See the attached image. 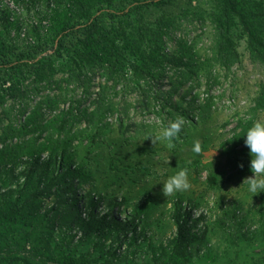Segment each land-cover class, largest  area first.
<instances>
[{"label":"rangeland","instance_id":"1","mask_svg":"<svg viewBox=\"0 0 264 264\" xmlns=\"http://www.w3.org/2000/svg\"><path fill=\"white\" fill-rule=\"evenodd\" d=\"M116 1L124 7L129 0ZM256 1L264 21V0ZM53 4L38 1L40 9ZM0 6L15 21L0 26L5 44L35 39L37 25L42 39L51 34L43 16L26 13L11 0H0ZM164 12L168 21L161 38L151 31V22L137 29L133 23L116 21L118 30L111 37L121 49L108 59L114 67L85 62L76 69L64 51L54 63L0 87V149L36 137L37 143L42 142L49 137L44 131L49 119L70 109L59 139L69 151L65 159L80 168L81 177L74 179L76 194L82 200L97 196L103 201L102 211L115 202L113 215L121 221L136 213L139 238L130 243L123 232H114L95 242L80 240L77 229L67 228L68 218L59 216L25 240H21L24 229L6 231L4 237L14 244L17 255L11 260L2 254L0 264L13 260L22 264L23 252L32 247L48 250L49 260L37 264H61L66 253L83 256L89 264H153L155 256L171 255L167 242L175 228L170 213L177 200L184 209L191 207L194 217L204 214L197 223L204 240L193 247L188 264H264V193L253 196L242 185L252 176L243 135L253 122H264V58L249 53L235 20L230 31L234 52H218L219 0H174ZM121 29L125 36L117 38ZM158 41L161 60L143 74L141 51ZM50 47L41 55L51 54ZM76 74L80 77L75 80ZM29 117L40 129L21 138L9 137ZM177 119L182 121L181 132L173 148L166 141L146 139L158 136ZM194 145L198 151H193ZM180 169L186 170L190 187L163 196L161 186ZM115 250L121 256L110 262L106 252Z\"/></svg>","mask_w":264,"mask_h":264},{"label":"trees","instance_id":"2","mask_svg":"<svg viewBox=\"0 0 264 264\" xmlns=\"http://www.w3.org/2000/svg\"><path fill=\"white\" fill-rule=\"evenodd\" d=\"M11 1L26 13L33 12L48 19L51 34L42 39L40 25H37L33 27L35 39L19 45L13 42L5 44L0 34V87L38 71L43 65L54 63L64 51V57L70 58L76 69H80L85 62L110 63L108 59L118 52L117 49H121L117 39L111 37L118 30L115 25L119 20L130 25L133 23L137 29L144 23L151 22L150 24H154L151 31L159 32L158 38H161L168 21L165 7L174 0H129L124 3V7H119L116 0H53L54 4L50 9H40V0ZM45 1L47 4L51 2ZM259 6L256 0H219L220 14L215 18L219 53L227 55L234 52L230 31L235 20L245 35L249 53L259 59L264 58V21L259 13ZM59 16L62 19L59 20ZM10 17L11 12L0 6V26L14 24L15 21ZM119 32L117 38L125 36L123 29ZM138 35L142 42L144 35L141 31ZM132 43H135L136 48H141V43L135 40ZM49 46L54 48L52 53L41 55ZM159 49V41L145 45V49L141 51L143 61L139 67L140 72L146 74L145 70L152 71L157 66L161 60ZM79 77L76 74L74 79ZM56 106L55 102L54 107ZM68 110L70 109L60 110L49 119L46 128L44 125V131H47L49 137L42 142L37 143L36 137L0 149V260L3 259L2 254L8 255L7 258L11 260L16 259L17 255L13 250L14 244L4 237L6 231L24 229L21 240H25L31 231L46 228L48 222L59 216L61 220L68 218L65 223L67 228L77 229L80 240L90 239L95 242L106 239L114 232H123L131 243L140 236L137 232L136 213L128 215L127 221H121L113 215L115 202L110 201L108 210L102 211L100 208L103 201L97 196L89 195L82 200L76 194L74 179L81 177L80 168L72 166L65 159L69 151L59 139L69 123L71 111ZM37 127L40 129V125L35 126L33 117H29L21 129L14 130L9 137L21 138L34 133ZM65 177L69 179L64 180ZM212 180H209V186L212 185ZM54 197L57 199L52 205H44L45 201ZM203 218L204 214L194 217L191 207L184 209L181 200L173 202L170 220L175 232L167 242L171 255L165 259L155 256L153 264H188L193 247L199 246L204 240V231L197 227V223ZM129 228L131 238L127 235ZM117 250L106 252L110 262L121 256ZM47 251L32 247L23 252L20 262L33 264L35 261L37 264V261L49 260ZM80 257L75 258L66 253L62 256L61 264H89V261L82 260L83 256ZM12 264H17L16 260Z\"/></svg>","mask_w":264,"mask_h":264},{"label":"clouds","instance_id":"3","mask_svg":"<svg viewBox=\"0 0 264 264\" xmlns=\"http://www.w3.org/2000/svg\"><path fill=\"white\" fill-rule=\"evenodd\" d=\"M182 121L177 119L166 124L158 136L149 135L146 139L151 138L154 141H166L171 149L181 132ZM244 145L247 147L251 157L249 168L252 173L251 177L245 178L242 185L246 186V191L255 195L264 193V122H253L243 135ZM198 145H194L193 151H198ZM190 187L187 180L185 169H180L172 176L168 177L161 186L163 196H169L173 193L186 191Z\"/></svg>","mask_w":264,"mask_h":264}]
</instances>
